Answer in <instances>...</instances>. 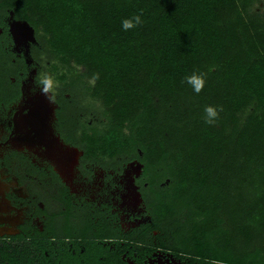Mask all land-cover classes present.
Here are the masks:
<instances>
[{
	"label": "trees",
	"instance_id": "16d2710c",
	"mask_svg": "<svg viewBox=\"0 0 264 264\" xmlns=\"http://www.w3.org/2000/svg\"><path fill=\"white\" fill-rule=\"evenodd\" d=\"M259 1L0 0L84 70L111 127L127 124V144L160 160L169 182L154 228L163 249L191 264H264ZM137 15L142 23L125 31L122 21ZM193 74H204L198 94L186 80ZM207 106L218 112L212 124Z\"/></svg>",
	"mask_w": 264,
	"mask_h": 264
},
{
	"label": "flooded vegetation",
	"instance_id": "af4514ba",
	"mask_svg": "<svg viewBox=\"0 0 264 264\" xmlns=\"http://www.w3.org/2000/svg\"><path fill=\"white\" fill-rule=\"evenodd\" d=\"M41 74L53 78L51 102ZM93 86L23 10L0 2V264H191L163 249L154 228L151 211L169 182L160 160L127 144V124L111 127ZM52 139L58 164L47 151Z\"/></svg>",
	"mask_w": 264,
	"mask_h": 264
},
{
	"label": "clouds",
	"instance_id": "9594fccd",
	"mask_svg": "<svg viewBox=\"0 0 264 264\" xmlns=\"http://www.w3.org/2000/svg\"><path fill=\"white\" fill-rule=\"evenodd\" d=\"M134 21V22H133ZM142 23L140 15L134 16L132 19H125L122 21V27L125 31L134 28ZM42 77V78H41ZM41 77H38V82L41 87V95H44L46 99H49L51 102L53 100V96H49L48 93L53 91L54 88V81L51 76H47L44 74H41ZM186 80L189 84H191L194 88V91L198 94L203 90L205 79L204 74H193L190 77H186ZM220 111H223V108L221 107L219 109ZM205 113L207 116V119L205 120V123L212 124L217 118H218V112L215 108L212 106H207L205 108Z\"/></svg>",
	"mask_w": 264,
	"mask_h": 264
},
{
	"label": "water",
	"instance_id": "95a60500",
	"mask_svg": "<svg viewBox=\"0 0 264 264\" xmlns=\"http://www.w3.org/2000/svg\"><path fill=\"white\" fill-rule=\"evenodd\" d=\"M38 114H39V112H35L33 114L34 116L32 117V120H34L35 123H37V124H38V122H39V120H40V118L42 116V114H40L41 116L38 115ZM37 131H39V133L41 134L40 138H42V137L43 138L50 137V139H51V134L48 133V129H46L45 127L44 128L43 127H39L37 129ZM37 131L35 132L36 135L38 134ZM50 142L51 143L49 144V146H47V151L50 154V156L52 157L53 161L56 164H58V162H60V158H59L60 155L59 154H62L61 149H60L61 146L58 145V141L57 140L53 141V139H52ZM65 152H67V151H65ZM130 187H131V189L129 191V194H130L131 199L133 201H136V202L139 201L140 202L141 201L140 200V195L136 192L135 188H133L132 185Z\"/></svg>",
	"mask_w": 264,
	"mask_h": 264
},
{
	"label": "rangeland",
	"instance_id": "374dc122",
	"mask_svg": "<svg viewBox=\"0 0 264 264\" xmlns=\"http://www.w3.org/2000/svg\"><path fill=\"white\" fill-rule=\"evenodd\" d=\"M252 11L254 12H263L264 11V0H260L252 6ZM82 69V68H80Z\"/></svg>",
	"mask_w": 264,
	"mask_h": 264
}]
</instances>
